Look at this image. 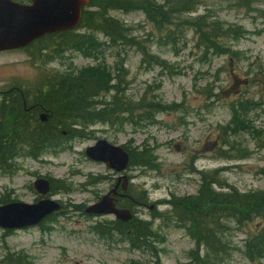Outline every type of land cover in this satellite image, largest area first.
I'll return each mask as SVG.
<instances>
[{
	"label": "rangeland",
	"instance_id": "rangeland-1",
	"mask_svg": "<svg viewBox=\"0 0 264 264\" xmlns=\"http://www.w3.org/2000/svg\"><path fill=\"white\" fill-rule=\"evenodd\" d=\"M120 1L123 6L111 10L110 17L132 30L136 47L110 45L97 35L105 45L93 59L72 51L55 60L39 58L36 46L29 50L36 55L24 50L2 53L0 104L3 95L15 88L29 92L33 99L55 75L102 65L114 78L123 64L128 100L136 103L146 93L147 99L177 108L138 126L98 123L86 127L66 139L64 147L38 160L22 156L16 161L17 170L0 173V206L6 204L4 199L7 204L41 200L34 183L42 178L53 187L46 198L62 205L61 212L40 227L10 234L0 230V264H192L189 254L195 247L190 235L173 218L165 217L171 215V201L196 196L208 175L217 177V184L222 185L215 186L218 190L264 191V0H183L196 9L175 16L173 38H168L167 26L159 29L145 11L134 8L133 0ZM166 1L154 3L165 6ZM200 19H205L203 26L214 22L235 27L229 38L219 37L226 38L222 41L224 47H231L226 51L230 54L205 53L193 29ZM143 51L166 61L169 69L144 62ZM232 53H236L234 58ZM239 101L249 102L252 109L234 116ZM99 140L131 151L154 150L157 167L131 168L127 175L132 203L123 207L126 203L121 199L118 205L120 209L132 207L135 218L130 222L137 218L153 226L157 234L154 251L133 249L122 234L126 228L121 232L113 228L114 216L93 217L84 212L112 186L113 173L85 154ZM158 214L163 218L156 220ZM99 225L101 229L95 230ZM262 228L259 219L242 227L230 223L224 226V237L231 246L241 248ZM227 258L224 264H264L249 263L235 251Z\"/></svg>",
	"mask_w": 264,
	"mask_h": 264
},
{
	"label": "trees",
	"instance_id": "trees-1",
	"mask_svg": "<svg viewBox=\"0 0 264 264\" xmlns=\"http://www.w3.org/2000/svg\"><path fill=\"white\" fill-rule=\"evenodd\" d=\"M166 2L165 6H157L154 0H141L133 6L145 11L148 19L152 20L159 29L163 30L167 26L168 38H173L176 29L175 16L192 13L196 7L189 1L167 0ZM123 4L124 2L120 0H90L89 7L82 13L79 31L48 35L36 41L30 48L37 47L36 54L39 58L49 57L55 60L58 57H64L67 51H72L85 58L93 59L105 45L99 42L97 35L106 38L110 45L134 48L137 43L132 37V30L110 17L109 14L111 10L121 8ZM203 20H198L193 29L205 53L213 52L215 56L230 54L231 52L226 51L228 49L231 51V47H224L227 45L222 40L229 38V35L235 32V27L214 22H206L208 26H203ZM211 26H213L212 31H209ZM221 35L226 38L219 39ZM30 48L26 50L27 53H30ZM141 53L144 62L151 61L159 68L169 69L166 61L159 57H149L145 51ZM235 56L236 53H232V58ZM126 72L124 65L121 64L113 78L106 66L97 65L74 73L55 75L48 80L47 85H49L50 92L57 93L56 96L42 99L43 93L38 92L34 97L38 99L36 109L28 112L25 109L30 106L24 107L25 102L30 105L32 101L28 97V92L18 88L5 95L0 105V173L11 174L17 170L16 161L22 156L38 160L44 153L64 147L66 139L69 141L71 136L81 133L86 127L98 123L121 127L127 124L138 126L143 122H154L157 114L170 113L177 108L174 105H165L154 99H147L146 93L136 103H133L130 98L128 100ZM114 80H116L115 83H113ZM105 96H111L110 101L107 102L104 99L100 101ZM11 100L13 101L10 102ZM250 105L249 102L239 101L235 105L234 116L251 110ZM40 109L49 118L47 124L37 120L34 114ZM136 114L140 115L136 117ZM68 117L72 118V125H68ZM34 122L36 130L42 131L41 134L37 131L40 135L35 133V129L31 130ZM148 149L150 148L145 147L131 151L125 148L130 156V167L155 169L157 167L156 158L150 155ZM141 150L148 154L146 158H136L134 152ZM214 174L218 175V173ZM217 182H219L217 177L216 180L209 175L204 177L196 196L174 199L170 203L171 215H165L166 218H173L172 220L178 227L185 229L199 242L195 251L189 254L193 259L192 264H208L206 262L208 255L219 257L217 259L224 264L225 258L232 255L234 251L242 253L245 260L255 261L260 259L259 257H264V191L250 194H240L235 190H231L228 194L216 193L215 186H222ZM57 184L62 187V183ZM52 193L53 191L50 192ZM132 200L125 199L126 204L122 206H129ZM2 202L7 204L8 200L4 199ZM154 218L160 220L163 217L158 214ZM256 219L262 221L261 231L247 240L241 248L228 249V246L221 240L225 233L224 226L233 223L242 227ZM112 225L117 232L126 228L122 234L128 237L133 249L155 250L152 242L156 240L157 234L154 233L151 224L147 226V222H144L141 226L137 222L123 224L115 221ZM101 227L99 225L95 230L98 231ZM230 247L233 246L230 245Z\"/></svg>",
	"mask_w": 264,
	"mask_h": 264
},
{
	"label": "water",
	"instance_id": "water-1",
	"mask_svg": "<svg viewBox=\"0 0 264 264\" xmlns=\"http://www.w3.org/2000/svg\"><path fill=\"white\" fill-rule=\"evenodd\" d=\"M24 5L14 0H0V53L25 49L46 35L76 29L81 20L82 10L89 6L90 0H30ZM46 121L47 116L41 117ZM88 158L105 163L117 173L125 172L129 167V154L118 146L105 140L98 141L86 150ZM123 189L126 190L128 177L122 176ZM38 193H49V182L40 179L34 184ZM112 193L107 194L99 203L86 209L92 215H115L122 221L131 219L126 210L115 207ZM61 205L49 199L36 204L10 203L0 206V229L23 230L36 226L48 216L60 211Z\"/></svg>",
	"mask_w": 264,
	"mask_h": 264
},
{
	"label": "bare ground",
	"instance_id": "bare-ground-1",
	"mask_svg": "<svg viewBox=\"0 0 264 264\" xmlns=\"http://www.w3.org/2000/svg\"><path fill=\"white\" fill-rule=\"evenodd\" d=\"M141 0H133V4L134 3H136V2H140ZM64 74H66V73H63V74H61V75H64ZM39 92H41V93H43L42 94V99H44V98H48L49 96L50 97H55L56 96V94L57 93H52V92H50L49 91V85H45ZM40 101H42V100H40ZM40 101H39V104H40ZM35 114V116H36V118H37V120L39 119V121L41 122V123H46L45 121H43V120H40V118L43 116V115H47L46 113H43V111H41V109L40 110H38L36 113H34ZM35 116H34V119H35ZM33 119V120H34ZM68 119H69V121H68V125H72L73 123H72V118H70V117H68ZM35 122H34V124H32V126H31V130H34L35 129V133L36 134H38V135H40L41 134V132H40V130H36V126H35ZM47 124V123H46ZM74 126V125H73ZM72 126V127H73ZM74 129H76V127L74 128ZM40 133H38V132ZM46 132H47V130H45ZM148 152L150 153V155H153L154 156V150H151V149H148ZM144 153V154H143ZM134 154H135V156H136V158H146L147 156H146V152L145 151H143V150H141V151H137V152H134ZM148 155V154H147ZM229 188H220V190H218V189H215L214 191L216 192V193H222V194H228L229 192H231V190H228ZM135 218V215H134V217H133V219ZM260 220V219H259ZM134 222H137V223H139L141 226L142 225H144V221H142V220H140V219H135L134 220ZM262 222V221H261ZM149 225V223H147V226ZM188 233V232H187ZM190 239H191V241H192V243H193V245H194V247H197L198 245H199V242L197 241V239L196 238H193V237H191L190 236ZM221 240L223 241V243H227V244H229V245H231V241L229 242V240H226L225 239V237H221ZM234 249V247L231 249V250H233ZM195 251V250H194ZM229 257H231V255H229L228 256V260H229ZM217 258H219V257H216V256H212V255H208L207 256V258H206V262L208 263V264H223V263H221V260H219V259H217ZM260 259H258V260H255V261H250V260H248L247 259V261L249 262V263H261V262H263L264 261V257H259ZM224 262V261H223Z\"/></svg>",
	"mask_w": 264,
	"mask_h": 264
},
{
	"label": "flooded vegetation",
	"instance_id": "flooded-vegetation-1",
	"mask_svg": "<svg viewBox=\"0 0 264 264\" xmlns=\"http://www.w3.org/2000/svg\"><path fill=\"white\" fill-rule=\"evenodd\" d=\"M28 94H30V93H28ZM37 98H33L32 99V101L30 102V105L29 104H27L26 102L24 103V107L26 108L27 106H30V108H28V109H25V111H30V110H35L36 109V106H37V104H36V102H37ZM13 100H11L10 102H12ZM9 102V101H8ZM40 120H42L41 118H40ZM46 123H48L49 122V118L47 117V119H46V121H45ZM113 173V176H111V180H110V178H109V180H110V182H112V186L109 188V191L107 192V193H109V192H111V191H113L114 193L112 194V197H114V199H115V202H116V205L120 202V200L121 199H125L126 198V195L123 193V191H122V186H123V184H122V181H120V179H119V176L116 174V173H114V172H112ZM102 179H105V178H102ZM101 179V180H102ZM106 193V194H107ZM102 198V197H101ZM100 198V199H101ZM99 199V200H100ZM98 200V201H99ZM97 201V202H98Z\"/></svg>",
	"mask_w": 264,
	"mask_h": 264
}]
</instances>
